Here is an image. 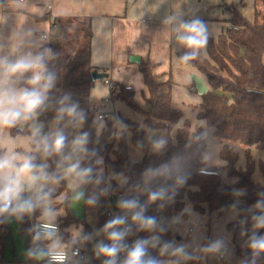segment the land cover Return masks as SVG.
<instances>
[{"label":"trees","instance_id":"16d2710c","mask_svg":"<svg viewBox=\"0 0 264 264\" xmlns=\"http://www.w3.org/2000/svg\"><path fill=\"white\" fill-rule=\"evenodd\" d=\"M254 16L248 18L234 3L222 0L219 4L230 11L231 16L226 20L228 25L216 37H209L205 50H201L195 60L184 63L181 57L190 50L182 45L177 52L181 64L195 67L206 80L208 91L201 95V101L190 104L196 110L197 122L184 117V111L173 105V74L160 81V74L155 69L158 66L149 57H142L138 62L144 83L148 90L149 108H143L136 100L134 87L123 82L115 81L110 86L111 100H122L137 112L144 114V123L122 114L118 119L126 125L119 134L116 133V119L110 117L98 130L101 121L97 113L98 108L92 105L91 91L95 85L92 71L97 67L92 64L93 26L90 17L85 16H58L52 21V32L57 30L58 41H48L39 51L50 48L54 58L47 61V67L56 74V81L49 93V100L45 109L36 117L48 126L54 127L68 124L67 118L57 120V111L60 101L65 96L71 102L77 103L79 109L86 115V120L80 132L90 133L89 149L95 153L90 161L94 168L93 181L82 186L85 190L84 209L91 212L96 219L95 228L86 220L75 215L70 206V192L59 203L63 205L66 214L59 217L62 225L82 223L84 236L92 235L91 240H84L85 250L95 253V244L103 240L108 243L104 234L95 233L103 227L112 216L120 214L117 202L121 198L138 196L143 203L147 201V192L141 194L143 188L142 176L150 167H158L169 162L174 155L180 157L179 171L173 180L168 181V192L165 197L149 205L145 215L157 219V227L153 232H134L127 237L130 240L147 238L158 235L161 241L171 242L172 219L183 212L186 198L193 208L200 212H216L218 216L225 215L234 206V187L244 191V203L237 205L238 220L228 223L232 233V241L236 253L246 261H251V254L246 246L236 242L239 221H245V229L250 231L251 220L247 209L264 200V160L258 161L252 154V146L264 149V0H254ZM37 51V52H39ZM36 52V53H37ZM26 122L22 127L8 129L12 135L24 133L29 135L33 146L35 141L31 138L32 130ZM203 122L212 127L214 136L221 141L220 158L225 162L224 168L233 183H225L221 173L207 170L206 160L203 157L207 142L203 132ZM164 131V140L167 141L161 151H154L152 132ZM48 132V128L44 131ZM130 142L144 151L141 159H132L129 154ZM239 142L245 147L246 165L238 167L239 151L233 146ZM31 154V152H27ZM37 162L39 160V156ZM52 163L51 171L56 170L53 157L48 158ZM103 160L104 171L96 160ZM259 164L263 181L254 177L256 165ZM116 175L123 176L124 183L116 179ZM97 179L99 182H97ZM176 180L182 181L177 184ZM155 187V184H150ZM64 184L61 188H64ZM107 188V193L104 189ZM54 194V193H53ZM95 196L97 203H87L89 197ZM186 217V213H183ZM34 217V216H33ZM25 216L20 220L21 228L33 234L36 229L35 218ZM34 219V220H33ZM0 260L4 258L6 235L10 224L8 219L0 218ZM264 235V230L260 231ZM206 238L203 243L207 241ZM247 240V236H246ZM245 240V241H246ZM201 249V247H200ZM199 249V250H200ZM152 256H158V250L150 249ZM163 258L172 261L176 257L170 254ZM122 259V256H121ZM194 255L188 264H193ZM257 261H264V256Z\"/></svg>","mask_w":264,"mask_h":264},{"label":"clouds","instance_id":"9594fccd","mask_svg":"<svg viewBox=\"0 0 264 264\" xmlns=\"http://www.w3.org/2000/svg\"><path fill=\"white\" fill-rule=\"evenodd\" d=\"M165 23L178 25L175 29L178 33L176 39L190 50L181 57L184 63L195 60L199 52L206 49L208 26L199 17L186 20L174 14L167 17ZM53 58L54 53L50 48L35 54L28 52L15 59L0 56V218L4 220L11 217L22 220L37 210L51 220L55 216L51 206L55 185L66 180L70 187L79 189L93 181L95 170L91 163H85L95 155L88 147L89 132H80L69 141L62 128L45 133L41 125L33 124L31 138L36 143L35 151L40 153L44 161L39 163L36 155L17 150V138L5 136L6 129L22 127L26 122L34 121L39 112L46 108L49 93L56 81V74L47 67V61ZM64 118L75 128H82L86 120L85 113L77 103L71 102L69 96L63 97L57 111V120ZM166 143L164 139L154 141L153 150L161 151ZM53 156L58 158L56 170L49 171L46 161ZM96 163L102 161L96 160ZM179 164L180 157L174 155L169 162L145 170L142 176L144 187H138V191L141 194L147 192V201L142 203L138 196H133L121 198L117 202L120 214L112 216L95 233L97 236L104 234L108 241L105 243L100 240L94 248L97 257L105 258L103 264H180L192 258L185 245L161 241L158 235L126 243V238L134 232H153L156 229V217L145 213L150 204L165 197L168 181L173 180L178 173ZM124 182L122 179L121 183ZM181 182L176 180L177 184ZM153 183L155 187H150ZM103 191L107 193L108 189ZM87 203L95 205L97 198L89 197ZM247 212L250 213L251 229H242L241 236H247L243 246H246L252 259L250 262L242 260L241 264H256L258 258L264 256V235L260 234L264 230V200L257 201ZM45 228L46 238L52 241L50 254L53 264H65L66 254L57 251L59 244L54 239L55 228L50 223ZM92 238V235L83 237L84 240ZM222 247L223 241L216 240L205 251L215 253ZM150 249L158 250L159 255L152 256ZM167 254L177 259L165 261L163 257Z\"/></svg>","mask_w":264,"mask_h":264},{"label":"crops","instance_id":"0c3cea01","mask_svg":"<svg viewBox=\"0 0 264 264\" xmlns=\"http://www.w3.org/2000/svg\"><path fill=\"white\" fill-rule=\"evenodd\" d=\"M221 2L222 0H0V56L15 59L28 52L35 54L48 42L42 34L52 33V21L55 17H90L93 26L92 64L98 71L110 67L109 77L113 81H124L126 85L132 86L133 82L119 74L120 69L116 70L115 64L130 74L128 77L132 80L133 77L141 75L138 71L135 72L139 64L130 62L131 55L149 57L158 63L156 73L165 75L168 69L167 61L172 58L178 62L177 52L182 48V44L176 39L178 33L175 29L178 25L166 24L167 17L174 14H179L180 18L186 20L199 17L207 24L209 37H216L227 27L226 20L231 16L230 11L219 5ZM232 2L242 11L244 0ZM194 72L204 79L197 69ZM204 81L206 82L205 79ZM195 86L193 82L191 88L194 89ZM92 95L93 88L91 97ZM223 163L225 164L224 161ZM230 183H233L232 179ZM240 203H244L242 197L239 202L234 200L232 206L237 213L236 218H233L235 221L238 220L237 205ZM91 218L93 220L91 223L86 220L95 228L96 219L93 216ZM59 224V234L54 237L59 249H70L79 245L78 242L83 243L84 226L83 231L75 234L76 231L71 226L78 223L62 225L59 220ZM243 225L245 227L244 223ZM8 233L12 237V243L6 235L4 258L0 260V264H53L47 260V252L51 249L52 241L46 238V234L37 230V225L34 233L29 234L21 228L19 220L16 228L12 227ZM16 234H19L22 251L20 255L15 244ZM189 235L191 231H187V236ZM221 235L222 239H225V253L220 252L210 259L204 252L195 253L191 247L189 253L192 257L196 255L193 264H241L244 258L236 253L235 245L230 241L233 237L230 230L226 229ZM177 238L183 239L178 235ZM41 239L48 241L40 242ZM245 240H238V245L243 246ZM11 252L13 254L10 255ZM220 254H223L222 258H219ZM104 259L102 256L97 257L94 252L86 251L85 260H78L71 255V260L65 264H103ZM163 259L173 262L169 258ZM189 260L181 261L180 264H188ZM256 264H264V261H257Z\"/></svg>","mask_w":264,"mask_h":264},{"label":"rangeland","instance_id":"374dc122","mask_svg":"<svg viewBox=\"0 0 264 264\" xmlns=\"http://www.w3.org/2000/svg\"><path fill=\"white\" fill-rule=\"evenodd\" d=\"M229 2L234 0H228ZM242 12L250 19L254 16V1L253 0H244V3L242 5ZM51 33V32H50ZM58 31L55 30L52 32L51 38L48 40L52 43H55L58 41L57 36ZM131 63L135 64L136 62ZM137 64V63H136ZM101 68V67H100ZM109 69L101 68L100 71L102 73H106L105 78H109V75H111V68ZM116 70H118L119 74L123 75L124 78H126L128 81L133 82V87L136 91L135 98L137 102L145 109L149 108V101L147 99L149 93L147 90V87L145 86L144 79L142 76V73L140 71V68L138 66V70L136 68L135 72L138 71L140 73V77H133L132 80L129 79L128 73L125 72V70L122 67H119L117 64H115ZM168 68V69H167ZM167 70L166 74L163 75L162 73L160 77L158 78L160 81H164L169 77L168 72L171 70L173 74V105L177 108H180L184 111V117L181 120V123L185 118H188L192 124H195L197 122L196 117V110L191 107L190 104H197L201 101V94L198 92L196 86L194 89L191 88V84L194 82L193 75L197 74L195 73V67L187 64H181L179 61L175 62V59L170 58L167 61ZM97 69V68H96ZM193 69V72L191 70ZM115 71V70H114ZM131 73V71H129ZM115 82V81H113ZM123 83H126L124 81H120ZM175 83V85H174ZM108 98L105 100L104 98ZM110 85L105 82L104 79L96 80L95 85L93 87V95L91 97L92 105L95 107L103 106V108L112 110L113 117L116 119V133L119 134L120 131L126 127L124 123H122L118 119V115L122 114L123 116L137 119L140 122L144 123V114L137 112L132 107H130L126 102L122 100H114L111 102L110 100ZM110 100V102H108ZM104 123L102 120L100 125L98 126V130L100 129L101 125ZM37 124L42 126V131L44 132L48 128V132H52L56 130L57 128H62L65 131V134L68 136L69 141L71 139L80 133L81 128H73L71 131L69 130L68 124H63L62 126L54 127L53 125H50L47 127L46 123L44 121H41L37 118H35L34 121H30L27 124V127L32 130V125ZM120 125H124L125 127H121ZM203 132L205 135V139L207 142V148L204 151L203 157L206 160V166L207 170L212 171H218L221 173L222 179L225 180V182L230 183L231 178L228 177L227 172L224 168L223 160L220 158V146L221 141L217 139L213 134L212 127L208 126L203 122ZM164 131L162 130H155L152 132V144L154 141L163 139L164 138ZM5 136H11L13 138H17V150L22 153L31 152L32 155L39 156V160L41 162L43 161V158L40 156V153L36 152V145L33 146L30 142V137L27 134H24L22 132L12 135L9 130H6ZM238 151H239V159L237 162L238 167L244 168L246 165V155H245V147L240 144L239 142H236L233 145ZM252 154L255 157V159L258 161L259 159L264 160V149H260L257 146H252ZM67 151V149L65 150ZM129 154L132 159H141L144 156V151L137 149L133 143L130 142L129 145ZM58 158L53 156V161L57 165ZM101 165V170L104 171L103 167V160ZM49 166H51V162L49 159L46 161ZM49 171H51L49 169ZM254 177L257 180L263 181V174L261 173L259 164L256 165ZM116 179L122 180L123 176L116 175ZM64 184V188H61V186ZM54 194L52 197V208L55 211V216L51 218V220L46 219L42 216L41 212L37 210L34 214L31 216L35 218L36 225L40 221H54L59 223V216H63L65 214V208L63 205L58 206L60 202H62L65 197L67 196V192H70V206L72 211L75 215L79 216L80 218L86 217V219L91 223L92 220V214L91 212H85L84 209V197H85V190L83 187L79 189H73L69 186L68 181H61L58 185L54 186ZM243 190L241 188L234 187L233 189V195L234 200L236 202L240 201L241 193ZM77 196H80L79 199H77ZM186 213V217L183 216V213ZM236 209L235 207H232L225 215L218 216L216 212L209 213V211L200 212L193 208L190 201L186 198V204L183 212L177 213L173 219H172V239L171 242H175L176 244H183L186 246L187 251L189 252L190 248H194L195 253H205L208 255L210 259L216 257V254L223 252L224 247L226 244H224L225 239H222L223 231L229 230L228 229V223L231 221H235L236 218ZM94 217V216H93ZM238 219V218H237ZM8 223L10 224V229L16 228L17 224L19 223V220L15 219V217L8 218ZM93 224V223H92ZM95 225V224H94ZM71 228L76 231L75 234H78L80 231H83V224H73ZM242 229H245L244 225L241 223L239 225V228L237 230L236 234V242L239 244L238 240H245L246 236H241ZM251 229V228H250ZM187 231H191V235L187 236ZM9 239L12 243V237L9 233H7ZM178 236H182L183 239H178ZM215 235V237H214ZM15 244L18 247V253L19 255L22 254V251L20 250V240H19V234H16ZM207 241L203 243V241L206 239ZM219 238V239H218ZM223 241L224 247L220 249L219 252L210 253L206 252L205 248L211 244L212 242L216 240ZM48 240L41 239L40 242H47ZM232 241V239H230ZM233 242V241H232ZM78 244L81 245V242H78ZM201 247V249H200ZM200 249V250H199ZM68 250H71L68 249ZM40 253V252H39ZM13 254V252L10 253V255Z\"/></svg>","mask_w":264,"mask_h":264},{"label":"built area","instance_id":"2783aa9c","mask_svg":"<svg viewBox=\"0 0 264 264\" xmlns=\"http://www.w3.org/2000/svg\"><path fill=\"white\" fill-rule=\"evenodd\" d=\"M51 36H52V33H43L42 34V37L44 39H48V40L51 38ZM104 79H105V82L107 84H109L110 86H112L114 84L112 79H109V78H104ZM110 100H111V97H110ZM112 116H113V113L110 110H100L97 113V118L100 120H105V119H108ZM49 223L55 228V230H56L55 236H57L59 234V231H60V224L58 222L40 221L37 225V230L40 233L46 234L47 229L45 228V225L49 224ZM132 242H134V240H130V239L126 238V243L131 244ZM50 250L51 249H49L47 252V260L49 262H53L51 260ZM57 251H63L66 254L67 260L65 261V263L71 260V255L75 256L78 260H81V261L86 259V250H85V246L83 243L81 245L79 244V245L73 246L71 248V250L64 248V249H57ZM222 257H223V254H220L219 258H222Z\"/></svg>","mask_w":264,"mask_h":264},{"label":"water","instance_id":"95a60500","mask_svg":"<svg viewBox=\"0 0 264 264\" xmlns=\"http://www.w3.org/2000/svg\"><path fill=\"white\" fill-rule=\"evenodd\" d=\"M130 59L132 61L139 62L141 60V57L139 55H131ZM92 77L95 81L99 79H104L106 77V73H102L98 71V69H94L92 71ZM193 79H194L196 88L200 94H204L208 91V86L200 75L194 74Z\"/></svg>","mask_w":264,"mask_h":264}]
</instances>
